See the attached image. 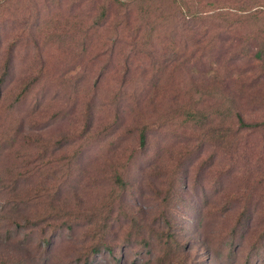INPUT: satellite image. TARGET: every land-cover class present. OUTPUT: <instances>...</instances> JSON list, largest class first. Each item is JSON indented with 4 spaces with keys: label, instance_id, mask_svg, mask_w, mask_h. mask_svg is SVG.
I'll list each match as a JSON object with an SVG mask.
<instances>
[{
    "label": "rangeland",
    "instance_id": "rangeland-1",
    "mask_svg": "<svg viewBox=\"0 0 264 264\" xmlns=\"http://www.w3.org/2000/svg\"><path fill=\"white\" fill-rule=\"evenodd\" d=\"M262 31L264 0H0V264H264Z\"/></svg>",
    "mask_w": 264,
    "mask_h": 264
},
{
    "label": "trees",
    "instance_id": "trees-1",
    "mask_svg": "<svg viewBox=\"0 0 264 264\" xmlns=\"http://www.w3.org/2000/svg\"><path fill=\"white\" fill-rule=\"evenodd\" d=\"M195 22V20H194ZM234 39V38H233ZM254 41L255 43V49L252 50V55H253V61H259L260 63L264 64V31L260 32L258 36L255 37ZM262 67V76H264V65H261ZM235 117L238 119V122L240 124L241 128L244 129H259L261 126H264L263 123H256V124H245L242 120V117L240 114L236 113ZM190 120H194L191 118ZM141 143H144V135L141 133Z\"/></svg>",
    "mask_w": 264,
    "mask_h": 264
}]
</instances>
